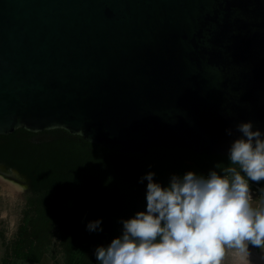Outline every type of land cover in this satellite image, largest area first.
<instances>
[{
    "label": "water",
    "instance_id": "obj_1",
    "mask_svg": "<svg viewBox=\"0 0 264 264\" xmlns=\"http://www.w3.org/2000/svg\"><path fill=\"white\" fill-rule=\"evenodd\" d=\"M248 121L264 133V0H0V136L227 156Z\"/></svg>",
    "mask_w": 264,
    "mask_h": 264
},
{
    "label": "trees",
    "instance_id": "obj_2",
    "mask_svg": "<svg viewBox=\"0 0 264 264\" xmlns=\"http://www.w3.org/2000/svg\"><path fill=\"white\" fill-rule=\"evenodd\" d=\"M0 162L16 170L28 189L15 238L2 242V264L13 259L41 264L53 244L61 264H98L97 247H107L123 234V221L146 211L148 173L167 187L173 176H207L212 166L222 174L228 159L162 147L120 154L63 130L17 129L0 136ZM96 220L99 228L89 231Z\"/></svg>",
    "mask_w": 264,
    "mask_h": 264
},
{
    "label": "clouds",
    "instance_id": "obj_3",
    "mask_svg": "<svg viewBox=\"0 0 264 264\" xmlns=\"http://www.w3.org/2000/svg\"><path fill=\"white\" fill-rule=\"evenodd\" d=\"M236 131L241 135L222 174L187 172L162 187L148 173L146 211L123 221V234L107 247H97L98 264H221L225 246L264 249V203L253 206L249 185L264 181V133L251 121ZM100 223L89 222L88 230Z\"/></svg>",
    "mask_w": 264,
    "mask_h": 264
},
{
    "label": "rangeland",
    "instance_id": "obj_4",
    "mask_svg": "<svg viewBox=\"0 0 264 264\" xmlns=\"http://www.w3.org/2000/svg\"><path fill=\"white\" fill-rule=\"evenodd\" d=\"M27 186L13 182L0 174V264L4 244H9L14 238L22 218L25 207ZM253 206H260L256 194L251 193ZM62 255L56 244H53L48 253L43 257L41 264H61ZM10 264H31L25 261L13 259ZM221 264H264V249L248 246L247 252L238 249L224 247V256Z\"/></svg>",
    "mask_w": 264,
    "mask_h": 264
},
{
    "label": "flooded vegetation",
    "instance_id": "obj_5",
    "mask_svg": "<svg viewBox=\"0 0 264 264\" xmlns=\"http://www.w3.org/2000/svg\"><path fill=\"white\" fill-rule=\"evenodd\" d=\"M37 138H39V137H37ZM183 150H184V149H183ZM186 151H187V150H186ZM189 152H190V151H189ZM192 153H193V152H192ZM182 154H184L186 157H188V154H186V153H182ZM193 154H195V153H193ZM196 155H199V154H196ZM201 155H204V154H201ZM181 156H182V155H181ZM205 156H207V155H205ZM210 156H213V155H210ZM220 156H223V155H220ZM182 157H183V156H182ZM208 157H209V156H208ZM226 157H227V159H228V155H227ZM229 163H230V161H229V159H228V162H227L226 167L229 166ZM191 164H192V163H191ZM0 165H2L6 171H8V170L11 169V168L6 167V165H4V164L1 163V162H0ZM205 165H206V164H205ZM215 169H216L215 166L210 167V171L215 170ZM13 170H14V169H13ZM249 185H250V188H251V193L256 194V195L259 197L260 201H262V202L264 203V193H262V192L259 191V189L264 188V181H261V182H259V183L249 181Z\"/></svg>",
    "mask_w": 264,
    "mask_h": 264
}]
</instances>
